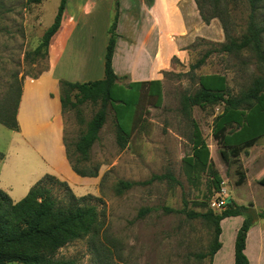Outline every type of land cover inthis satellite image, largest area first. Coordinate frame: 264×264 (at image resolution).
<instances>
[{
	"label": "rangeland",
	"instance_id": "1",
	"mask_svg": "<svg viewBox=\"0 0 264 264\" xmlns=\"http://www.w3.org/2000/svg\"><path fill=\"white\" fill-rule=\"evenodd\" d=\"M60 2L0 0V119L5 117L11 121L14 114L18 121L25 82L48 70V55L44 50L38 54L35 51L54 22ZM200 2L206 14L218 15L216 18L222 27L220 17L226 21L231 37H241L246 32L253 10L249 0ZM255 19L259 25H264V1L256 4ZM190 49V61L182 65L185 70L166 73L161 97L157 91L154 96L147 93L140 96L136 89L112 88L114 99H127L132 107L120 120L130 137L122 148L118 143L115 112L108 105L106 123L100 129V138L91 150L89 160L90 166L99 165L97 177H82L73 170L55 172L54 166L60 165L58 159L51 157L53 150L31 125L35 115L40 113L39 105L45 106L39 89L31 86V81L23 96L22 130L19 123L18 128L11 129L0 121V189L13 201L24 198L46 174L66 182L78 198L92 196L96 199L94 203L98 204L102 219L100 234L68 243L56 254L58 259L75 260L77 264H212L208 252L214 242L215 228L205 218L195 215L212 209L210 201L217 197L233 196L236 203L243 199L248 211L252 207L248 205L249 198L262 204L264 187L252 184H256L255 178L264 183V151L254 152L253 155L258 154L255 164L252 158L247 162L248 152L241 160L226 148L227 157H223L212 131L216 115L223 111L224 104L185 107L184 99L201 88L203 73L225 76L227 97L240 96L257 77L264 76V67L252 51L223 52L206 39H197ZM207 51L212 54L206 63L195 70L189 69ZM204 82L210 86L216 83L214 80ZM48 106L50 108L51 104ZM100 108V101H87L62 112L64 139L75 142ZM253 122L256 128L245 130L240 136L264 131V118L253 115ZM195 124L210 145L215 168L223 178L220 192L214 188L210 171L191 168L185 163L192 154ZM239 129L236 124L229 127L227 132L232 135L228 144L238 141L239 135L233 133ZM260 141L264 142V137ZM41 155L47 159L43 160ZM246 165L249 168L248 183L240 187L237 181L245 175ZM67 166L72 169L69 161ZM164 174H171L174 179L140 184L154 175ZM120 181L137 184L119 190ZM146 208L150 210L141 215ZM224 208L212 210L220 213ZM223 220L222 248L213 257L214 264H229L234 258L235 226L242 222L241 217Z\"/></svg>",
	"mask_w": 264,
	"mask_h": 264
},
{
	"label": "trees",
	"instance_id": "2",
	"mask_svg": "<svg viewBox=\"0 0 264 264\" xmlns=\"http://www.w3.org/2000/svg\"><path fill=\"white\" fill-rule=\"evenodd\" d=\"M200 10L203 20L209 24L212 19L218 17L217 14H206L200 0H195ZM253 8L246 32L241 37H231L228 32L226 21L220 17L226 35L223 43H215L223 52H242L249 50L254 53L257 62L264 67V25H259L255 19V6L264 0H249ZM67 0H61L54 22L47 28L43 39L36 49V53L44 50L48 55V47L54 34L59 30ZM119 0L115 2V14L110 26L109 44L106 52L105 77L100 80L88 82L60 81L62 112L75 109L79 104L90 101L92 103L101 102V108L94 114L87 124L85 131L81 133L75 142L64 139L67 158L73 171L82 177H97L99 165L93 167L89 165L91 150L100 138V129L107 120V106L111 105L115 112L118 125V143L124 148L130 137V132L122 125L121 121L132 108L127 99H114L112 88L117 85L120 77L114 72L112 58L117 39V25L119 20ZM206 39V38H205ZM198 38V40H205ZM193 46V45H192ZM191 46V47H192ZM212 51H207L189 69L195 70L206 63ZM215 80L216 83L207 85L204 81ZM159 84H161L159 82ZM148 84L140 83L130 85L132 87H145ZM201 88L192 95L185 97V107L224 104L223 112L216 116L213 132L214 138L224 149L221 150L223 157L226 156V148L231 150L235 156L246 148L253 146L264 131L256 132L249 136H240L245 130L255 129L253 115L258 114L264 118V76L257 77L253 84L237 97H227V80L223 75L213 74L211 76L200 77ZM76 95L73 96V92ZM158 96H162L161 89ZM115 102H118L115 104ZM255 117V116H254ZM12 120L2 117L0 121L8 128H18V121L13 114ZM239 125V131L233 135H239L238 141L228 144L230 138L227 132L232 125ZM192 154L185 159L188 166L195 169H204L213 175V184L216 191H221L223 179L211 157L210 149L197 124H195ZM2 154L0 153V158ZM165 178L174 179L171 174L154 175L150 180L141 182L147 184L154 180ZM245 180V175L240 176L237 184L240 185ZM263 183V182H262ZM136 182L120 181L119 190L129 189ZM264 184V183H263ZM71 187L64 181H60L52 175L44 176L20 201L15 202L11 196L0 189V264L21 263V264H77L75 260L58 259L56 254L68 243L83 239L86 236L97 237L102 229L101 211L98 204L94 203L92 196L78 198ZM208 204L205 205L207 207ZM150 209L141 211V215ZM169 210V209H167ZM214 210V209H213ZM208 209L205 213H197L213 224L215 237L208 256L213 259L214 255L222 247L220 240L221 221L227 217L245 215L243 225L239 229L235 241V264H250L245 253L247 234L250 226L253 225V217L248 213V207L238 205L235 200L227 203L224 210L215 213ZM264 217V211L259 214ZM205 256V255H204ZM201 257V256H200Z\"/></svg>",
	"mask_w": 264,
	"mask_h": 264
},
{
	"label": "crops",
	"instance_id": "3",
	"mask_svg": "<svg viewBox=\"0 0 264 264\" xmlns=\"http://www.w3.org/2000/svg\"><path fill=\"white\" fill-rule=\"evenodd\" d=\"M115 2L116 0H67L61 26L48 47V70L24 84L18 110L19 129L23 128L20 119L23 96L31 81L33 83L31 86L39 89L45 103V106L39 105L40 113L35 115L31 125L43 135L45 143L53 150L51 157L58 159L60 165L54 166L55 172L67 173L73 170L67 166L60 81L88 82L105 77L104 66ZM118 5V37L111 67L120 77L116 87L122 91L136 89L140 96L143 93L154 96V92L158 93L160 89L162 91L166 73L185 70L182 65L189 63L192 52L190 47L198 38H206L215 43H223L226 40L219 20L214 18L207 24L195 0H119ZM211 75L213 74L203 73L201 76L207 78ZM140 83L148 85L130 86ZM218 84L221 85V81ZM263 137L264 134L253 146L246 147L240 152L241 160H244L248 152L247 162L251 158L253 164L257 162L255 160L258 154H253L256 150H259L258 153L264 151V142L260 141ZM208 146L210 149V145ZM218 146L221 153L224 148L219 144ZM41 156L43 160L47 159ZM247 166L245 180L240 187L248 183ZM253 181L256 184L251 183L252 185L264 187L259 179L255 178ZM231 197L233 200V196ZM237 201L238 204L245 205L243 199ZM249 204L258 211V215L264 211V200L261 204L249 198ZM232 217H241L242 222L235 226L238 233L245 217L230 218ZM224 222L225 220H222L221 224ZM217 253L214 256H217ZM245 253L250 264H264V217L259 216L257 221L253 220L247 234ZM214 259L212 264L215 262ZM229 264H235V258H231Z\"/></svg>",
	"mask_w": 264,
	"mask_h": 264
},
{
	"label": "built area",
	"instance_id": "4",
	"mask_svg": "<svg viewBox=\"0 0 264 264\" xmlns=\"http://www.w3.org/2000/svg\"><path fill=\"white\" fill-rule=\"evenodd\" d=\"M227 199L222 197L214 198L210 201V206L212 209H222L226 206Z\"/></svg>",
	"mask_w": 264,
	"mask_h": 264
},
{
	"label": "water",
	"instance_id": "5",
	"mask_svg": "<svg viewBox=\"0 0 264 264\" xmlns=\"http://www.w3.org/2000/svg\"><path fill=\"white\" fill-rule=\"evenodd\" d=\"M231 201H232V197L229 196L227 198V203H230ZM248 213L253 217L254 221H257L259 219L258 211L254 207H251Z\"/></svg>",
	"mask_w": 264,
	"mask_h": 264
}]
</instances>
